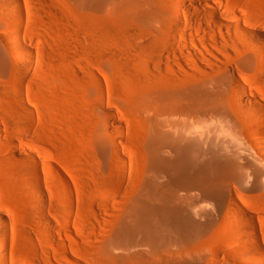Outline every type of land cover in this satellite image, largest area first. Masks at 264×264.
Masks as SVG:
<instances>
[{
    "label": "rangeland",
    "instance_id": "obj_1",
    "mask_svg": "<svg viewBox=\"0 0 264 264\" xmlns=\"http://www.w3.org/2000/svg\"><path fill=\"white\" fill-rule=\"evenodd\" d=\"M0 1L8 4L0 6V264H126L114 243L150 244L153 253L130 264H172L181 256L190 260L184 264H243L246 249L255 247L250 230L264 243V164L255 141L264 136V39L245 34L264 28V0H225L249 21L238 23L240 39L200 40L203 32L196 33L205 56L162 17L143 34L134 15L109 7L106 22L115 32L96 43L87 0ZM186 2L164 5L184 19ZM14 35L32 56L17 57ZM245 78L263 105L237 103L236 82ZM17 89L27 110L16 106ZM159 93L182 94L187 108L180 116L209 119L203 125L220 117L205 114L226 116L245 175L232 190L236 202L228 197L199 239L178 241L162 223L150 235L113 243L131 202L153 190Z\"/></svg>",
    "mask_w": 264,
    "mask_h": 264
},
{
    "label": "bare ground",
    "instance_id": "obj_2",
    "mask_svg": "<svg viewBox=\"0 0 264 264\" xmlns=\"http://www.w3.org/2000/svg\"><path fill=\"white\" fill-rule=\"evenodd\" d=\"M165 1L87 0L90 10L91 38L96 43L102 42L106 36L115 32L116 28L109 26L106 22L109 7H112L113 10H118L124 15H134L137 22L134 27L143 30V34L148 32L152 24L161 17L167 22L170 21L175 30H184V33L193 39L197 50L205 56L202 49L204 44L200 41L199 44L196 42L198 39L196 33L203 32V35L199 36L200 40L210 37L219 40L220 36L226 41L230 37L240 39L242 32L239 30L238 23L249 21H246V17L239 12V9L229 7L225 0H187L184 8L180 9L184 19L180 15H175L170 7L165 6ZM0 6L8 7V4L0 1ZM219 26H224L226 31ZM252 33L251 30H246L245 34L264 39V28L257 29L256 34ZM9 41L19 59L24 55L34 54V49L26 44L20 35L10 36ZM249 44L250 47L256 45L254 41ZM186 49L191 51L189 46ZM260 71L261 69L258 68L257 72ZM231 74H235L234 70ZM239 80L236 82L237 103L242 107L253 106L254 101L262 104V99L250 88V81L247 78L244 81ZM23 95L21 89L16 90L14 95L16 106L27 110ZM252 95H254L253 99L250 98ZM157 99L155 106L157 119L151 134L153 167L156 172L152 182L153 190H144L142 195L131 202L122 214L118 234L113 238V243L117 237L131 240L132 237L143 233L150 235L157 231L159 224L162 223L178 241L192 242L199 239L203 233L213 227L214 214L221 210L220 207H224L227 198L229 197V202H236L234 195L236 193L232 190L236 189L245 175L244 166L240 161L241 156L238 150H235L238 139L234 136V127L226 116L205 114L208 118L220 117L215 120L214 126L203 125V122H208L209 119L203 121V119L180 116L181 111L187 108L182 94L159 93ZM204 101L206 106L213 107L208 99ZM115 132L118 135V132ZM255 141L261 150L260 160L264 164V136L256 134ZM34 172L38 197L44 198L46 193L39 184V174L36 170ZM214 174L219 180L212 179ZM164 179H168L169 182L167 190L163 189ZM226 188L229 189L228 195L225 192ZM34 209L39 210L37 202L34 203ZM158 216L163 218L161 223L157 221ZM4 221L6 223L7 220L4 219ZM250 226L253 229L251 222ZM250 232L253 234L255 247L254 245V248L252 245L250 248L247 247L242 257L243 264H264V243L253 230ZM109 245L112 248L123 247L126 264H130L132 259L141 261L147 253H153L150 244L114 243ZM189 261L184 256L175 257L172 264H184ZM168 263L166 261L165 264Z\"/></svg>",
    "mask_w": 264,
    "mask_h": 264
}]
</instances>
